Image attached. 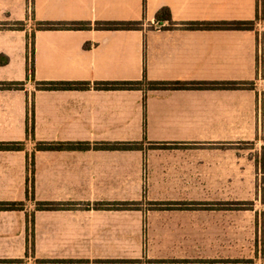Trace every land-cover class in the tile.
<instances>
[{
    "label": "crops",
    "instance_id": "crops-1",
    "mask_svg": "<svg viewBox=\"0 0 264 264\" xmlns=\"http://www.w3.org/2000/svg\"><path fill=\"white\" fill-rule=\"evenodd\" d=\"M260 0H0V261L200 264L264 177ZM171 11L175 24L156 21ZM138 22L139 30H99ZM254 22L253 30L188 28ZM24 23V30H16ZM40 23H83L43 30ZM14 27V28H12ZM34 35V51L31 37ZM33 64L34 77L28 68ZM243 84L104 90L101 83ZM50 83L83 88L49 90ZM249 85V87H247ZM33 126V134H29ZM39 143L89 145L38 150ZM137 143V150L97 149ZM40 205L44 206L40 208ZM56 207V209H51Z\"/></svg>",
    "mask_w": 264,
    "mask_h": 264
},
{
    "label": "trees",
    "instance_id": "trees-1",
    "mask_svg": "<svg viewBox=\"0 0 264 264\" xmlns=\"http://www.w3.org/2000/svg\"><path fill=\"white\" fill-rule=\"evenodd\" d=\"M146 4V0H144ZM264 0L259 1V18L263 15ZM156 21L159 25L164 26L168 23L167 28L174 27V23L171 11L168 8L160 10L156 16ZM142 23L138 22H107L99 23L97 28L99 30H108V31H131L139 30ZM16 30H24V23H16ZM255 26L254 22H235V23H190L185 24V27L188 28H210V29H230V30H253ZM5 24H0V28H5ZM90 26L83 23H40L38 29L43 30H64V29H77L84 30ZM14 28V27H12ZM32 50L34 51V35L31 37ZM9 64V58L6 56H0V67L6 66ZM29 77H34V66L31 64L28 68ZM150 86L152 90H188V89H237L245 87L243 84L228 83V84H204V85H193L189 83H152L148 81L138 82V83H101L99 86L104 90H131L139 89L143 84ZM25 83H0V86L8 89H22ZM249 87V85H247ZM78 88H83L82 84L76 83H50L49 90H75ZM29 134H33V126L31 127ZM141 145L137 143H118V144H101L97 145V149H111V150H137ZM89 145H84L81 143H68V144H48V143H39L37 145L38 150H87ZM24 149L23 143H0V151H22ZM260 164L264 174V148L262 150ZM263 185V195L262 202L264 204V177L262 180ZM44 206L40 205V208ZM51 209H56L53 207ZM0 210H23V204L18 203H0ZM0 264H24L22 260H6L0 261ZM39 264H56V262H40ZM109 264V263H106ZM118 264H135L131 262H118Z\"/></svg>",
    "mask_w": 264,
    "mask_h": 264
},
{
    "label": "rangeland",
    "instance_id": "rangeland-1",
    "mask_svg": "<svg viewBox=\"0 0 264 264\" xmlns=\"http://www.w3.org/2000/svg\"><path fill=\"white\" fill-rule=\"evenodd\" d=\"M256 206L252 196H247L246 207L236 205L234 222L230 213L228 227L220 229L225 233L221 242L203 245L205 255H211L212 260L198 263L264 264V212Z\"/></svg>",
    "mask_w": 264,
    "mask_h": 264
}]
</instances>
